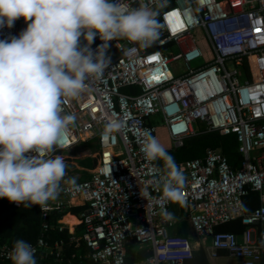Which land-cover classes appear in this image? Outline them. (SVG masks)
Wrapping results in <instances>:
<instances>
[{
    "label": "built area",
    "instance_id": "1",
    "mask_svg": "<svg viewBox=\"0 0 264 264\" xmlns=\"http://www.w3.org/2000/svg\"><path fill=\"white\" fill-rule=\"evenodd\" d=\"M158 11L155 43L145 48L127 40L108 42L110 64L103 77L88 81L87 91L62 105L76 123L64 148L53 155L92 141L100 150L89 178L75 186L62 184L59 199L41 209L44 229L52 212L85 206L79 217L83 233L73 241L86 245L84 259L95 264H183L202 246L210 259L224 252L240 264H264V0H167ZM28 23L21 17L13 27L0 28V40L19 37ZM81 43L87 41L82 37ZM102 43L97 35L91 49ZM177 62L185 69H176ZM131 87L139 91L128 93ZM157 118L175 148L199 133L197 124L235 135L240 167L233 168L221 150L208 148L204 158L179 166L185 177L183 203L164 199L160 187L147 183L153 179L150 169L163 168L141 151L145 130L158 139ZM110 124L118 127L105 134ZM252 193L260 204L248 211L245 198ZM176 208L198 242L172 233L175 220L161 213L175 214ZM236 219L246 227L243 233L218 230ZM44 236L33 245L35 258L51 250ZM130 245L152 254L129 261ZM12 248L0 244V261L12 264Z\"/></svg>",
    "mask_w": 264,
    "mask_h": 264
},
{
    "label": "clouds",
    "instance_id": "2",
    "mask_svg": "<svg viewBox=\"0 0 264 264\" xmlns=\"http://www.w3.org/2000/svg\"><path fill=\"white\" fill-rule=\"evenodd\" d=\"M166 2L139 0L130 7L122 0H0V28L13 27L21 17L30 21L19 37L0 40V198L43 210L59 199L62 184L76 185L75 177L65 179L64 158L53 155L76 123L62 105L87 91L88 81L103 77L110 64L108 42L127 40L145 48L155 43L158 9ZM97 35L103 43L93 51ZM116 127L108 125L105 134ZM141 151L148 161H163V169L149 170L153 179L147 183L160 187L164 199L183 203L184 174L148 130ZM161 214L174 219L167 209ZM35 256L36 248L23 239L10 252L12 264H37Z\"/></svg>",
    "mask_w": 264,
    "mask_h": 264
},
{
    "label": "trees",
    "instance_id": "3",
    "mask_svg": "<svg viewBox=\"0 0 264 264\" xmlns=\"http://www.w3.org/2000/svg\"><path fill=\"white\" fill-rule=\"evenodd\" d=\"M151 49H154V47H151ZM126 91L128 93H136L139 90L136 87H131L127 88ZM199 125V133L195 136L187 138L183 147H172L171 149H167L168 153L174 157L177 165L180 166V164L189 160L204 158L207 149L214 148L221 150L222 153L228 157L233 168H239L243 157L238 152V142L236 136H222L218 132H208L205 131V126L203 124ZM99 150L100 147L97 142L92 141L88 143L76 144L71 149L60 152V154L72 151V154H74L76 158H79L89 153L94 154ZM158 162L163 168V161ZM69 175H71V178L75 177L76 181L89 178L88 176L78 179V175ZM257 198L258 195L254 193L247 196L245 198L246 208L248 201L255 200ZM85 210V206H71L67 207L62 212H52L46 220L48 229L45 230V221L39 205H32L28 208L23 205L16 207L14 206V203L10 202L7 198H0V244L14 246L17 239H23L34 245L44 234L47 246L51 248V250L47 252L42 251V253H40L36 258L37 264H95L90 259H84L85 254L89 252L86 245L82 243L78 246L77 242L73 241V238H79L82 235L84 229L83 224L79 223V221L74 224L65 223L71 226L77 224L73 232L70 230L68 225L60 224V221H62L68 214L79 218ZM174 212L176 214L178 211L175 210ZM245 228L246 227L242 224V220L236 219L220 226L218 230L241 234ZM174 232L179 236L189 238L191 241L193 240L192 242H195L196 239H198L188 220L182 221L179 224V227H176ZM136 253L138 255H136ZM58 254L60 262L57 263L56 260ZM151 254V250H138L133 245H130L128 248L129 261H133L134 259L144 260ZM81 257L82 259H80ZM208 257L209 256H207L205 248L202 246L196 249L193 257L186 260L183 264H214L210 262ZM0 264L6 263L0 261Z\"/></svg>",
    "mask_w": 264,
    "mask_h": 264
},
{
    "label": "rangeland",
    "instance_id": "4",
    "mask_svg": "<svg viewBox=\"0 0 264 264\" xmlns=\"http://www.w3.org/2000/svg\"><path fill=\"white\" fill-rule=\"evenodd\" d=\"M195 36L197 37V40H203V35H201L200 33H196ZM174 67L179 70L185 69L183 64L180 62L174 63ZM196 128L200 130V125L197 124ZM158 140L165 147V149L172 148V144L170 142V138H169L168 131L166 130V128L160 127L159 132H158ZM59 155H61L64 158L68 166L66 170V174L79 175L80 178H85V177L90 176L96 164V158L94 157L95 153L94 154L89 153L87 154L88 156L85 155L79 158H76L74 154H72V151L64 153V154H59ZM174 220H175L176 227H179V224L182 221L180 222L177 216H175Z\"/></svg>",
    "mask_w": 264,
    "mask_h": 264
},
{
    "label": "crops",
    "instance_id": "5",
    "mask_svg": "<svg viewBox=\"0 0 264 264\" xmlns=\"http://www.w3.org/2000/svg\"><path fill=\"white\" fill-rule=\"evenodd\" d=\"M154 123L158 124V125H159L160 127H162V128H165V126L162 124V122H161L158 118H157V119H154ZM166 130H167V129H166ZM168 135H169V133H168ZM169 138H170V136H169ZM170 142H171V144H172V140H171V139H170ZM172 147H173V144H172ZM166 150H167V149H166ZM86 156H88V155H86ZM84 158H86V157H84ZM78 179H80V176H79V175H78ZM256 195H257V194H256ZM247 203H248V205H247V209H248L249 211H251V210L257 208V207L259 206V204H260L259 196H258L257 199H255V200H251V201H248ZM175 210H177L178 212H177L176 214H174V219H175V216H177L178 219L180 220V222H181V221H187V219L184 218V216H183V214H182V211L178 210V208H176ZM76 218L79 220L78 217L75 216V218H74V215L68 214V215L65 216V218L63 219V222L74 224ZM188 222H189V221H188ZM65 223H64V224H65ZM78 224H79V223H78ZM178 224H179V223H178ZM189 224H190V223H189ZM66 225H68V224H66ZM76 225H77V224H75V225H73V226L68 225V227H70V230H72V232H73L74 229H75V226H76ZM175 229H176V225H175V227L172 229V233H174V234H176V233L174 232ZM190 236H191V235H190ZM192 241H193V240H192ZM198 241H199V239H196L195 243L198 242ZM206 254H207V252H206ZM207 256H208V254H207ZM208 258H209L210 262H211V263H214V264H240L239 261L229 258L226 254H224V252H220V253H219V257L216 258V259H210V257H208Z\"/></svg>",
    "mask_w": 264,
    "mask_h": 264
},
{
    "label": "bare ground",
    "instance_id": "6",
    "mask_svg": "<svg viewBox=\"0 0 264 264\" xmlns=\"http://www.w3.org/2000/svg\"><path fill=\"white\" fill-rule=\"evenodd\" d=\"M74 218H75V217H74ZM78 221H79V220L76 218V219H75V223L78 222ZM64 223H65V222H64Z\"/></svg>",
    "mask_w": 264,
    "mask_h": 264
}]
</instances>
